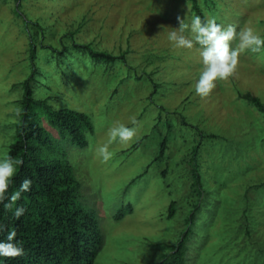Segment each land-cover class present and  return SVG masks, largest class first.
<instances>
[{"label":"rangeland","instance_id":"obj_1","mask_svg":"<svg viewBox=\"0 0 264 264\" xmlns=\"http://www.w3.org/2000/svg\"><path fill=\"white\" fill-rule=\"evenodd\" d=\"M197 1L204 19L238 31L251 26L264 36V0ZM194 16L190 0H0V159L19 119L33 39L43 72L35 96L49 98L55 109L85 112L93 124L85 149L61 145L81 183L80 201L99 220L103 244L95 264H158L167 253L163 245L186 230L196 199L189 164L194 148L202 188L212 195L202 196L201 217L190 227L187 264H264L256 255L264 251V117L241 98L251 93L264 104V52L243 53L235 76L201 99L194 88L199 54L174 49L168 40L177 17L190 23ZM73 42L125 59L94 63L72 50L57 67L44 47L62 50ZM131 116L140 122L137 137L113 143V157L102 162L97 146L116 121L131 127ZM41 123L57 136L46 116ZM163 137L164 158L153 161ZM171 201L176 210L168 218ZM128 203L132 211L115 220Z\"/></svg>","mask_w":264,"mask_h":264},{"label":"trees","instance_id":"obj_2","mask_svg":"<svg viewBox=\"0 0 264 264\" xmlns=\"http://www.w3.org/2000/svg\"><path fill=\"white\" fill-rule=\"evenodd\" d=\"M190 1L196 15L204 19L198 1ZM14 11L19 14L17 9ZM26 22L28 20L24 19V23ZM44 48L55 55L57 67L68 62L67 55L72 50L87 55L94 63L114 64L125 59L123 55L118 57L106 51H97L89 44L77 42H73L71 48L64 46L62 50H56L50 45ZM29 58L31 71L20 83L22 98L19 119L6 154L22 163L16 165V175L8 195L19 190L25 178L30 179L32 184L30 191L21 193V198L11 209L0 204V226L3 228L0 231V241H6L8 233L15 230L17 236L14 242L23 246L25 255L17 258L0 257V264H95V258L103 244V234L96 214L80 201L81 183L68 157L67 147L61 145L66 141L85 149L88 145L86 137L93 132V124L85 112L64 107L55 109L47 103L49 98L35 96V87L41 84L42 79L39 77L43 72L35 63L33 39L30 42ZM241 98L252 104L264 117V104L257 96L245 93ZM42 116H46L50 126L56 130V137L42 125ZM140 143L141 140H138L134 146H139ZM166 145L167 138L163 137L153 161L164 158ZM196 151L194 148L189 158L193 177L191 187L196 199L184 219L186 230L179 234L174 244L163 245L167 253L158 264H187L186 245L192 235L190 227L201 217L202 196L212 195L202 188L197 172ZM140 176L141 174L137 177ZM18 206L26 210L19 219L13 214ZM175 208L176 202L171 201L167 208L168 218L173 217ZM131 209L129 203L121 206L114 214V219L122 218ZM244 218V232L249 234V221L247 217ZM256 255L264 261V251H258Z\"/></svg>","mask_w":264,"mask_h":264},{"label":"clouds","instance_id":"obj_3","mask_svg":"<svg viewBox=\"0 0 264 264\" xmlns=\"http://www.w3.org/2000/svg\"><path fill=\"white\" fill-rule=\"evenodd\" d=\"M179 27L171 28L168 32V40L174 49L193 50L199 54L202 62V70L195 82V94L201 99L207 98L217 87V82L227 81L235 76L240 57L243 53L264 52V36L259 35L251 26H244L237 30V26L219 24L215 17L202 19L194 16L190 23L177 17ZM131 127L116 121L108 130L107 142L96 148L97 155L102 162L107 163L113 152L110 146L113 143L122 145L135 140L140 127V122L135 116L129 118ZM22 161L12 158L10 155L0 159V204L6 209H11L21 198V193L30 191L32 181L25 178L19 190L10 196L8 190L16 175V165ZM8 203H4L5 201ZM23 207H16L14 216L19 219L24 213ZM3 228L0 226V231ZM17 236L15 230H11L6 241H0V257L17 258L25 255L23 246L14 242Z\"/></svg>","mask_w":264,"mask_h":264}]
</instances>
